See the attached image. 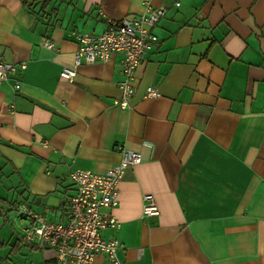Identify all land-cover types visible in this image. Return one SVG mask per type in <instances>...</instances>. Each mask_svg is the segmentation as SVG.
I'll return each instance as SVG.
<instances>
[{"label":"crops","instance_id":"obj_1","mask_svg":"<svg viewBox=\"0 0 264 264\" xmlns=\"http://www.w3.org/2000/svg\"><path fill=\"white\" fill-rule=\"evenodd\" d=\"M143 1L50 0L43 20L0 0V59L26 65L0 85V192L51 198L32 206L63 220L69 172L103 173L127 147L142 160L127 166L117 206L102 210L119 221L102 235L122 244V264H264V0H150L166 10L127 108L116 103L120 53L60 76L79 33L139 15ZM145 193L158 215L142 217ZM0 237V264L23 246L30 264L55 262L24 241L10 254L17 234ZM97 264L111 263L101 253Z\"/></svg>","mask_w":264,"mask_h":264},{"label":"built area","instance_id":"obj_2","mask_svg":"<svg viewBox=\"0 0 264 264\" xmlns=\"http://www.w3.org/2000/svg\"><path fill=\"white\" fill-rule=\"evenodd\" d=\"M143 3L141 14L108 19L106 28L99 34L79 33L76 36L79 47L73 54V65L63 66L60 76L72 81L80 64L105 62L112 54L120 53L122 78L117 85L121 97L116 103L122 108L129 107L134 93V72L143 62L144 54L157 42L152 27L166 10L164 6H153L150 0ZM43 45L55 49L48 38H43ZM25 67L24 62L0 59V85ZM12 87L14 90L20 89V82L14 80ZM147 94L154 95L155 92L149 87ZM120 156V160L103 173L81 168L69 172L73 193L64 201L63 220H49L32 205L18 203L15 211L20 219L23 241L33 248L51 250L54 264H97V257L101 253L111 264H122L118 254L122 244L116 238L107 239L102 235L107 227H118L119 221L112 215L104 216L102 210L117 206L119 181L127 166L139 164L142 157L139 152L127 147L120 148ZM141 199L143 218L159 214L151 194L145 193Z\"/></svg>","mask_w":264,"mask_h":264},{"label":"trees","instance_id":"obj_3","mask_svg":"<svg viewBox=\"0 0 264 264\" xmlns=\"http://www.w3.org/2000/svg\"><path fill=\"white\" fill-rule=\"evenodd\" d=\"M21 4L25 9H27L29 12L34 14L39 19H46V9L49 6L50 0H20ZM11 189V188H10ZM9 189V190H10ZM13 189V188H12ZM8 191L7 197L2 198L0 197V212H3L4 214V224L8 221L7 213L15 210V206L20 203H28L29 205H38L34 202V198H31L32 200H28V195H24L25 190L16 191L15 189ZM29 201V202H28ZM4 203L6 205V208H3L1 204ZM1 216V213H0ZM3 224V225H4ZM18 238L14 241L13 244H11L9 248V253H14L15 249H19L23 243V238L19 234H17ZM9 238H1L0 237V248L3 249L6 246H8ZM28 245V244H27Z\"/></svg>","mask_w":264,"mask_h":264},{"label":"rangeland","instance_id":"obj_4","mask_svg":"<svg viewBox=\"0 0 264 264\" xmlns=\"http://www.w3.org/2000/svg\"><path fill=\"white\" fill-rule=\"evenodd\" d=\"M0 194H1L0 197L2 198L7 197L5 191H1ZM1 206L3 208H6V205L4 203H2ZM37 207L41 209V207L39 206ZM7 216H8V221L5 222V224L0 228V235L8 237L9 235H11L12 232H14V235L19 234L21 236L22 231L20 228L21 224L18 213L15 210H12L7 213ZM47 219H52V217L47 215ZM0 222H1V216H0ZM27 249H28L27 247L23 246L20 253L9 256L8 264H30L31 261L30 253L33 251H28ZM2 254H4V256L8 255L6 248L5 249L0 248L1 257Z\"/></svg>","mask_w":264,"mask_h":264},{"label":"water","instance_id":"obj_5","mask_svg":"<svg viewBox=\"0 0 264 264\" xmlns=\"http://www.w3.org/2000/svg\"><path fill=\"white\" fill-rule=\"evenodd\" d=\"M50 202H51V198L48 197H36L35 199V203L36 204H41V205H46V206H50ZM1 213V222H0V228L3 226L4 224V214L3 212Z\"/></svg>","mask_w":264,"mask_h":264}]
</instances>
